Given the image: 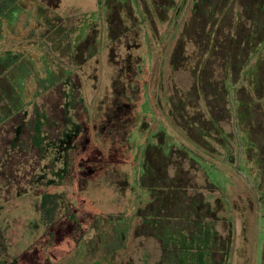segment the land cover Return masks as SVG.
I'll return each instance as SVG.
<instances>
[{"label": "rangeland", "instance_id": "374dc122", "mask_svg": "<svg viewBox=\"0 0 264 264\" xmlns=\"http://www.w3.org/2000/svg\"><path fill=\"white\" fill-rule=\"evenodd\" d=\"M108 1L119 7L118 12L111 11L109 4L107 15L106 7L96 13L97 0H6L0 7L1 63L18 60L33 71L38 69V78H43V64L47 62L58 79L48 91L38 93L33 75H27L24 125H30L33 111L38 108L49 119L51 141L70 127L68 118L80 130L73 149L60 156L67 163L55 162L56 153L48 148L44 154L39 153L40 169L44 166L46 179L56 175L50 174L51 170L65 171L63 177H55V185L43 183L41 190L45 192L38 197L22 195L26 184L20 181L15 193L4 177L0 179V261L16 259L19 264H39L43 250L48 260L44 264H90L91 260L105 264L106 258L111 264L127 258L156 262L160 257L159 241L134 239L131 232L125 241L126 250L113 252L108 247L114 242L107 220L130 217L134 211L144 155L151 142L159 144L151 135L161 127L174 143L194 153L202 165L211 163L209 173L216 170L217 174H212L219 189L214 190L207 182H214L213 177L208 174L207 179L196 162L178 154L173 157L191 186L201 189L212 203L224 202L225 209L219 216L232 223L227 264H262L264 207L259 206L261 200L252 190L258 180L255 164L252 157H246L253 170L250 178L236 171L235 147L225 152V140L199 119L201 112L197 109L204 111L194 90L203 76L200 88L210 119L234 144L233 129L238 124L229 93L236 107L238 101L243 102L244 92L236 82V70L229 75L217 53L206 58L203 50L209 43L207 31L218 43L232 35L235 17H218L214 29L208 27V20L191 16V2L195 0ZM55 17H60L68 30L53 27ZM124 25L129 27L125 36L121 31ZM45 30L50 31L51 42L40 37ZM77 44L79 48L70 52ZM67 51L69 54L63 55ZM20 69L6 73L7 79L20 81L22 65ZM69 71V84H61L59 78L67 83ZM65 94L70 95L66 104ZM259 103L264 104V97ZM171 110L182 111L187 121L180 113L176 121ZM256 116L260 123L264 121V115ZM204 119L209 117L205 114ZM189 122H198L203 128L204 134L193 129L198 139L193 137V141L199 143L202 139L198 137L206 135L210 152L201 148L205 142L194 144L184 134L183 127H188ZM15 124L16 118L6 123ZM240 129L244 131L246 127L240 124ZM63 142L68 144V138ZM2 144L0 137V157ZM125 220L127 217L116 223L123 226ZM72 221L76 222L75 230ZM73 235L75 249L66 257Z\"/></svg>", "mask_w": 264, "mask_h": 264}, {"label": "trees", "instance_id": "16d2710c", "mask_svg": "<svg viewBox=\"0 0 264 264\" xmlns=\"http://www.w3.org/2000/svg\"><path fill=\"white\" fill-rule=\"evenodd\" d=\"M4 1L6 0H0L1 8ZM192 4L193 14L198 16L194 18L208 20L209 28L217 27L218 17H235L232 20V35L225 39L224 43H218L215 42L213 33L210 35L207 31L209 43L203 50L207 54L206 58L217 53L229 75L236 70L237 73H234L237 77L236 82L244 92L243 102L238 101L236 107L231 100L232 94L229 93L230 107L238 124V126L235 124L233 129L235 143L232 144L225 134H221L219 125L213 120L209 118L205 121L203 113H200L199 119L205 122L206 127H212L221 136L220 139L225 140V152L230 153L231 147H235L236 156L233 157L235 169L249 178L253 170L245 160L246 157H252L258 176L257 182L252 185V190L261 200L259 206L263 208L264 121L260 123L256 115H264V104L259 103L264 97V0H196ZM203 64L199 67L202 68ZM3 65L0 61V67ZM2 77L3 75L0 74V78ZM2 90L3 97L7 99L8 94L4 87ZM2 102L3 100L0 99V103ZM176 107L173 105V108ZM178 113L187 121V117L178 110L175 113L171 110L172 118L178 121ZM47 122L48 119L44 116L37 117L34 122V127L39 132V147L45 140L41 130ZM187 124L188 127H183V132L194 143L193 137L195 140L198 139L195 137L196 133H192L193 129L196 128L203 134L205 132L198 122ZM240 124L241 128L242 125L246 127L244 131L240 129ZM203 134L198 137L202 139L201 142H205L201 148L210 152L206 146L210 141ZM157 138L159 144L152 143L147 146L143 174L139 179L140 196L148 197V202L137 210L135 214L137 224L134 227L130 226L126 215L107 220L109 234L114 241L116 240L115 246L109 244L108 247L113 252L125 251V241L129 239L131 232L134 239L137 237L159 241L160 257L154 263L127 258L119 264H227L232 242V223L219 216L225 209L224 202L216 200L212 203L202 195L201 189L197 190L193 185L191 186L186 178L187 175L183 174L182 167L175 163L173 157L178 154L180 158L186 156L196 162L206 172L207 179L208 170L213 169L212 164L202 165L203 163L195 158L194 153L178 146L164 131H161ZM201 142L194 144L201 145ZM40 149L44 151L42 147ZM215 171L213 172L216 173ZM51 182L52 180H49L43 186ZM207 182L214 190L219 189L218 181L213 184L209 180ZM126 217L128 219L125 220L126 225L121 226L116 223ZM103 236L101 235L102 238ZM0 264H18V261L16 259L10 262L0 261ZM90 264H99V262L91 260ZM105 264H111V260L109 262L106 258ZM262 264H264V249Z\"/></svg>", "mask_w": 264, "mask_h": 264}, {"label": "flooded vegetation", "instance_id": "af4514ba", "mask_svg": "<svg viewBox=\"0 0 264 264\" xmlns=\"http://www.w3.org/2000/svg\"><path fill=\"white\" fill-rule=\"evenodd\" d=\"M108 0H104L105 3L101 4V0H97V6L96 7L98 10L96 11V13L99 14L100 10H102L104 7L107 8L106 10V15L108 13V6L109 4H111V11L115 10L118 12L119 7H115L113 5L112 2L109 3ZM145 1V0H143ZM148 2L150 0H147ZM173 0H170V2H172ZM196 1V0H195ZM194 1L191 2V16L194 17H198L195 16V14H193V3ZM107 4V6L105 5ZM121 7V6H120ZM93 14H95V12H93ZM55 16V15H54ZM17 19V17L15 18ZM55 25H53V27H61L63 30H68V28H66V26L63 24V21L60 17H55ZM15 22H17L15 20ZM129 30V27L127 26H123L122 27V33L125 36L127 31ZM70 33H74L73 30H70ZM86 35V34H85ZM87 36V35H86ZM86 36H84V40L86 38ZM40 37L42 39H48L49 42H51L50 40V31L49 30H45L42 31V34H40ZM1 39V38H0ZM95 40V39H93ZM93 40L90 41L89 45L93 42ZM80 43V42H79ZM78 43V44H79ZM51 44V43H50ZM73 47V49L70 52H73L74 49H78L79 46ZM52 45V44H51ZM88 45V46H89ZM52 49H55V47H52ZM64 54H69V52L67 51L66 53L64 52ZM85 55H86V50H85ZM87 57V55H86ZM91 57V56H89ZM88 57V58H89ZM87 59V58H86ZM22 65L23 67V72L22 74V78L19 80H8L7 79V75L6 73H10L9 71H14V69H16L17 71L20 70V66ZM19 68V69H17ZM24 68L27 69V72H25ZM0 70L2 71V75L3 77L0 78V99L3 100L2 103H0V118L2 119L0 121V137L1 140L3 142L2 144V157H0V179L4 177L3 180L6 181V184H8V188L11 187L14 189L15 193L17 192V186L18 185L17 181H20L21 184H26V187L24 188V190L21 192L22 195H28V196H35L38 197L40 195V193L45 192L43 189L41 190V182L46 184L49 180H52L51 184H47V186H51V185H55V177L61 178L63 177V173H64V169H59L58 171H54L51 170V172L49 171V173H53L56 174L54 177H50L49 179H46L45 177V171L43 172V168L44 166H42V168L40 169V158H39V153L41 152L42 154H44L48 149L51 150V153L54 151L56 154V159L55 162L60 161L62 162L64 160L65 163H67V161L62 158L60 159L61 154L65 153L69 150L73 149V145L74 142L77 140V138L80 135V130H79V126L74 123L72 120L70 121V119L68 118V122L70 124V127L64 131H60L58 133V137L51 141L50 139V132L48 131V125H49V119L48 117L44 114V112H40L38 108H35L33 111V120L31 121L30 125H24V122L22 121V116H24V112L23 109L25 107V99L26 96L24 95V86H25V80L27 79V75L31 74L33 75V78L35 79V82L37 83L38 87H39V92H46L48 91L51 87H53L56 84V81H58V79L53 75V71L50 68V65L48 66V63L46 62L45 64H43V72L42 74H44V77L41 78L39 76L38 73V69L33 71L31 68H27L24 64H21V62L18 60L17 61H12V62H7L5 63L2 67H0ZM70 71H69V75L67 77V83H63L61 81L62 78H59V82L63 85L65 84H69L70 81ZM5 76V77H4ZM11 79V78H10ZM200 80L201 78H199V80H197L195 86L196 89L195 90V94L198 97L199 102L201 103L202 107H203V111H200L197 109V111L203 113V115L205 116V114L207 115V117L210 118L209 113H208V107L206 106V102L203 101V92L200 88ZM58 82V83H59ZM225 87L227 86L226 83ZM223 84V85H224ZM2 87H4L6 93L8 94V98L5 99L3 97V90ZM36 95V94H35ZM70 101V95L63 97V102L66 104L67 102ZM2 105V107H1ZM62 109H64L65 107L62 106ZM65 110V109H64ZM19 116H21V118H18ZM39 116H44L45 118L48 119V122L46 125L43 126L41 133L42 136L45 138L44 142L41 144V147L44 149V151H41V147H39V132L36 131L35 127H34V122L36 120L37 117ZM13 118H16V124L15 125H6V123H8L9 121H12ZM161 131H164L161 127L159 128L158 132L154 133L153 135H151V139L157 141V136L160 134ZM166 133V132H165ZM60 134V136H59ZM70 134V135H68ZM167 134V133H166ZM68 138L69 142L68 144L66 142H63L64 138ZM3 138V139H2ZM150 141V139H149ZM153 142H151L150 144H152ZM150 146V145H149ZM4 147V149H3ZM43 160H45L43 157L41 158ZM42 162V161H41ZM199 162V161H198ZM144 163V161H143ZM50 164V163H49ZM51 166H53V163L50 164ZM64 166H67L66 164ZM42 171V172H41ZM214 172H210L208 173L209 175H211L214 179V182H211L212 184L215 183V176L213 175ZM143 174V170L142 173L140 174V176L138 177V194L137 191L136 193V201H135V206H134V211H132L130 217H128L129 219V224L131 227H134L137 223H136V212L138 209H141L142 207L145 206V204L148 202V197H141L139 192H140V187H139V179L141 178ZM1 179V180H2ZM209 180V179H208ZM14 183V184H13ZM16 183V184H15ZM128 183V181H127ZM13 184V185H12ZM129 185V183H128ZM7 188V185H6ZM47 188V187H45ZM45 194V193H44ZM48 194V193H47ZM50 196V195H49ZM210 200V199H209ZM214 202V201H213ZM140 203V204H139ZM141 203L143 204V206L141 205ZM72 223L74 224V230L76 228V222L72 221ZM113 234V233H112ZM74 236L73 235V241H74ZM147 239L143 240L146 241ZM114 242V243H113ZM112 245H116V240H112Z\"/></svg>", "mask_w": 264, "mask_h": 264}, {"label": "crops", "instance_id": "0c3cea01", "mask_svg": "<svg viewBox=\"0 0 264 264\" xmlns=\"http://www.w3.org/2000/svg\"><path fill=\"white\" fill-rule=\"evenodd\" d=\"M70 242H71L70 249H68V253H67L66 257L69 256V255H71V253H73V251H74V249H75L73 238L70 239ZM41 252H42V254H43V257H42V259H39L38 262H40L39 264H44L45 262L48 261V260H46L47 255L44 253L43 250H42ZM43 258H44V259H43ZM18 264H19V262H18Z\"/></svg>", "mask_w": 264, "mask_h": 264}]
</instances>
